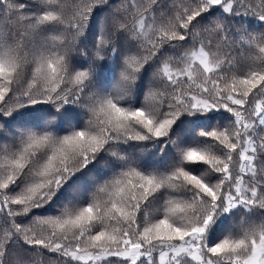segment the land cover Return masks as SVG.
Returning a JSON list of instances; mask_svg holds the SVG:
<instances>
[{
    "label": "snow or ice",
    "instance_id": "snow-or-ice-1",
    "mask_svg": "<svg viewBox=\"0 0 264 264\" xmlns=\"http://www.w3.org/2000/svg\"><path fill=\"white\" fill-rule=\"evenodd\" d=\"M0 264H264V0H0Z\"/></svg>",
    "mask_w": 264,
    "mask_h": 264
}]
</instances>
